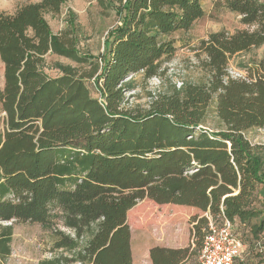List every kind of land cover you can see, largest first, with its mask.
Segmentation results:
<instances>
[{"label": "trees", "instance_id": "16d2710c", "mask_svg": "<svg viewBox=\"0 0 264 264\" xmlns=\"http://www.w3.org/2000/svg\"><path fill=\"white\" fill-rule=\"evenodd\" d=\"M66 1L0 13V264L13 239L12 225L3 222L54 229L53 249L73 252L38 264H133L128 213L146 198L206 213L191 219L195 247L154 246L152 264L193 260L210 218L260 239L264 145L246 133L264 128V58L245 77L231 76L228 65L233 55L264 44V0L216 1L244 28L210 33L198 46L209 80L159 93L147 109L126 105L128 79L161 74L176 51L166 36L203 18V0H97L118 17L101 58L79 51L74 28L52 30L46 14L59 13ZM50 53L80 67L60 65L61 74L49 76L42 65ZM210 113L216 128L207 126Z\"/></svg>", "mask_w": 264, "mask_h": 264}, {"label": "rangeland", "instance_id": "374dc122", "mask_svg": "<svg viewBox=\"0 0 264 264\" xmlns=\"http://www.w3.org/2000/svg\"><path fill=\"white\" fill-rule=\"evenodd\" d=\"M40 0H0V13H13L19 7L36 3ZM218 0H203L205 15L198 20L188 31H177L166 39L173 40L176 51L170 58L162 62L161 74L146 79L143 73H138L128 79L130 89L126 94V105L141 109L149 108L153 98L164 92H171L180 88L184 83H203L210 78L209 72L201 66L205 56L198 51V46L212 32L226 30L233 33L244 26L240 17L223 8H216ZM46 18L52 30L58 33L68 27L76 31L78 48L81 53L101 58L105 54L110 32L118 23L116 9L107 13L98 4L97 0H67L59 13H48ZM264 58V44L252 48L247 52L233 55L229 61L228 73L233 77H245L248 69ZM60 65L79 68L75 61L54 53L46 55L42 65L49 76L61 74ZM4 85V66L0 60V87ZM93 96L98 97L94 83L88 82ZM207 126L216 128L219 122L214 113L208 116ZM4 112L0 106V133L4 131ZM247 137L257 145H264V128H253L247 131ZM201 209L192 206L176 204H158L151 199L140 201L128 213V222L132 234L133 264H147L150 260L149 251L154 246L165 244L174 247H195L193 236V216H205ZM3 225H12L13 240L11 255L5 264H18L19 260L28 259L29 263L50 259L56 256L72 257L73 252L54 250L53 243L57 238L54 229L43 227L31 222H3ZM57 228L65 233L74 235V232L61 224ZM235 232L242 238L244 249L240 258L234 264H264V234L256 240L247 229L236 225ZM260 242V245H257ZM31 255V258H27ZM199 253L184 264H198ZM151 261V260H150ZM70 264H81L70 262Z\"/></svg>", "mask_w": 264, "mask_h": 264}, {"label": "built area", "instance_id": "2783aa9c", "mask_svg": "<svg viewBox=\"0 0 264 264\" xmlns=\"http://www.w3.org/2000/svg\"><path fill=\"white\" fill-rule=\"evenodd\" d=\"M205 232L198 264H234L240 258L244 243L231 221L210 218Z\"/></svg>", "mask_w": 264, "mask_h": 264}, {"label": "crops", "instance_id": "0c3cea01", "mask_svg": "<svg viewBox=\"0 0 264 264\" xmlns=\"http://www.w3.org/2000/svg\"><path fill=\"white\" fill-rule=\"evenodd\" d=\"M13 240V239H12ZM12 243V242H11ZM161 246V245H160ZM164 246L166 247H174V245H170V244H165ZM27 258H31V255H29ZM39 263V262H38ZM37 263V264H38ZM5 264V263H4ZM18 264H33V263H29L28 259L25 260H19ZM147 264H152V262L150 260H148Z\"/></svg>", "mask_w": 264, "mask_h": 264}]
</instances>
